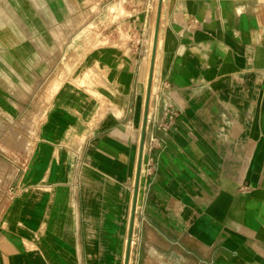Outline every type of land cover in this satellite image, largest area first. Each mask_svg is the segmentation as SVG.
I'll list each match as a JSON object with an SVG mask.
<instances>
[{
	"label": "crops",
	"instance_id": "obj_1",
	"mask_svg": "<svg viewBox=\"0 0 264 264\" xmlns=\"http://www.w3.org/2000/svg\"><path fill=\"white\" fill-rule=\"evenodd\" d=\"M12 5L1 71L60 83L0 264H124L159 0ZM151 87L127 264H264V0H161Z\"/></svg>",
	"mask_w": 264,
	"mask_h": 264
},
{
	"label": "rangeland",
	"instance_id": "obj_2",
	"mask_svg": "<svg viewBox=\"0 0 264 264\" xmlns=\"http://www.w3.org/2000/svg\"><path fill=\"white\" fill-rule=\"evenodd\" d=\"M15 1L0 0V5L8 3L10 8ZM2 69L0 65V210L29 160L38 122L60 83L57 74L3 73ZM32 85L36 89L27 88Z\"/></svg>",
	"mask_w": 264,
	"mask_h": 264
},
{
	"label": "water",
	"instance_id": "obj_3",
	"mask_svg": "<svg viewBox=\"0 0 264 264\" xmlns=\"http://www.w3.org/2000/svg\"><path fill=\"white\" fill-rule=\"evenodd\" d=\"M160 2H161V0H159V5H158L157 12H156V18H155V23H154V31H153V39H152V47H151V57H150L149 71H148L146 91H145L143 119H142L141 131H140V136H139L137 161H136V167H135V178H134V185H133V195H132L131 210H130V223H129V230H128V235H127V243H126V248H125L124 264H127V261H128L132 221H133V216H134V212H135L139 176H140L141 164H142L143 146H144V140H145V126H146V120H147V111H148L149 97H150V90H151L153 64H154L155 50H156L157 36H158Z\"/></svg>",
	"mask_w": 264,
	"mask_h": 264
},
{
	"label": "built area",
	"instance_id": "obj_4",
	"mask_svg": "<svg viewBox=\"0 0 264 264\" xmlns=\"http://www.w3.org/2000/svg\"><path fill=\"white\" fill-rule=\"evenodd\" d=\"M176 112L167 108L163 114V117L158 121V127L163 130H168L171 127ZM155 167L154 162L150 161L149 169Z\"/></svg>",
	"mask_w": 264,
	"mask_h": 264
},
{
	"label": "bare ground",
	"instance_id": "obj_5",
	"mask_svg": "<svg viewBox=\"0 0 264 264\" xmlns=\"http://www.w3.org/2000/svg\"><path fill=\"white\" fill-rule=\"evenodd\" d=\"M154 23V22H153ZM153 25V24H152ZM152 39V38H151ZM151 43V42H150ZM151 45V44H150ZM152 88V87H151Z\"/></svg>",
	"mask_w": 264,
	"mask_h": 264
}]
</instances>
